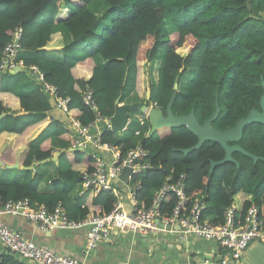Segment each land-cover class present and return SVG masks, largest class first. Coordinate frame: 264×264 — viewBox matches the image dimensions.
<instances>
[{
    "label": "trees",
    "instance_id": "1",
    "mask_svg": "<svg viewBox=\"0 0 264 264\" xmlns=\"http://www.w3.org/2000/svg\"><path fill=\"white\" fill-rule=\"evenodd\" d=\"M93 1L0 0V63L14 28L22 27L19 59L26 67H37L44 80L56 87L59 97H70L66 117L82 124L94 120L93 112L82 102L87 89L93 91L104 118L113 115L117 100L124 105L144 101L134 100L144 88L139 67L156 62L159 69L155 64L153 71L154 75L157 72V81L153 78L148 102L164 110L177 81L172 105L175 116L194 110L202 124L213 115L217 101L220 114L212 127L224 131L258 107L263 93L260 77L264 81V0H103L106 9L101 17L91 12ZM103 20L109 22V28L97 32ZM55 26L67 30L72 41L55 36ZM51 49L62 51V62L48 59ZM179 49L187 53L181 55ZM97 56L106 60L103 69L95 64ZM26 74L32 75L25 69L13 74L0 71V139L11 136L16 141L15 147H6L0 153V161L23 170L21 184H0V198H28L44 205L48 212L60 204L75 221L108 215L117 203L113 193L100 192L87 202L85 195L73 196L82 172L93 170L94 157L101 153L92 148L71 150L74 134L70 124L49 117L56 104L40 86L25 96H15L14 89ZM21 112L24 114L16 116ZM135 114L132 111L129 116ZM137 130L140 134L134 135ZM149 131L147 122L142 128L134 122L126 132L107 130L102 134L104 143L122 152L138 144L149 151V161L155 168L134 179L141 184L137 192L141 208L150 206L155 192L173 173L186 175L189 206L204 197V216L213 225L223 224L226 209L239 193L249 198L242 210L254 204L264 214L263 162L253 163L234 153L239 168L227 163L216 167L209 177V160L220 161L224 156L218 144L205 142L185 156L173 149H188L197 142L186 128H162L151 135ZM48 132L55 141L44 138ZM238 145L264 157V126H246ZM56 150L60 152L59 166L48 190L41 193L43 174L33 169L49 163ZM175 204V197L167 196L161 214L169 215ZM7 252L0 250V264H22L18 256Z\"/></svg>",
    "mask_w": 264,
    "mask_h": 264
},
{
    "label": "built area",
    "instance_id": "2",
    "mask_svg": "<svg viewBox=\"0 0 264 264\" xmlns=\"http://www.w3.org/2000/svg\"><path fill=\"white\" fill-rule=\"evenodd\" d=\"M22 38L23 28L20 26L14 28L2 53L0 71H13L16 68L27 70L38 80L42 91L54 99L56 107L68 115L70 97H59L56 87L44 80L43 74L37 67H26L24 62L19 59L22 52ZM82 102L93 112L94 120L82 124L78 119L69 116L70 128L74 134L70 148L73 151H84L92 148L99 153H107L109 157L108 160L99 156L94 157L95 168L91 171L82 172L78 187L81 189L82 196L85 195L86 198L90 195L96 196L100 192L113 193L117 197L115 207L106 216H87L83 220L75 221L68 218L65 209L60 204H57L53 211L48 212L44 205L31 202L28 198L7 201L0 198V216H21L28 224L43 232L56 229L68 231L85 229L86 254L95 250L100 243L108 242L112 231L136 236L164 231L157 224V220L165 226H178L185 235L216 243L218 247L228 251L235 261L242 257L251 243L264 242V214H261L254 204H251L246 210H242L244 201L240 204L233 202L224 213L223 224L213 225L204 216L206 203L203 196L197 198L191 206L188 205L185 192V174L174 176L171 173L164 184L155 192L150 206L145 209L141 208L137 200V192L141 189V184L139 180L134 179L145 171L155 168L149 161V151L138 144L134 148L122 152L117 146L104 143L102 141L104 132L102 125L109 126L112 116L104 118L100 114L91 89L86 90ZM152 107L157 106L149 102L144 114L136 111L138 114L133 117L128 116L126 125L121 132L128 131V127L134 122L139 128H142L147 122V113ZM108 131L111 130L108 129ZM139 134L140 130L135 131V135ZM147 135L148 132L145 136ZM124 168L131 169L127 176V183L120 179ZM118 183L126 187V196L132 204L130 211L123 208L124 195L115 187ZM169 195L175 197L176 204L169 215H162L160 207ZM0 245L9 253L33 264H83L77 258L65 257L36 245L31 240L26 239L19 231L12 230L1 221ZM204 262L209 263V260L205 259Z\"/></svg>",
    "mask_w": 264,
    "mask_h": 264
},
{
    "label": "crops",
    "instance_id": "3",
    "mask_svg": "<svg viewBox=\"0 0 264 264\" xmlns=\"http://www.w3.org/2000/svg\"><path fill=\"white\" fill-rule=\"evenodd\" d=\"M106 9V4L103 0H95L90 6L91 12L96 17H101ZM108 22L103 20L97 29V32L107 29ZM53 34L63 38L65 42H71L72 36L62 26H55ZM48 59L55 62L63 61L62 51L59 49H51L47 52ZM95 64L103 69L106 65V60L97 56ZM157 64V71L159 64ZM157 75V74H156ZM146 83L145 78L142 80ZM40 86L34 75L26 74L22 82L14 89V94L17 97L25 96ZM142 88V90L145 89ZM144 92V91H143ZM145 94H147L145 92ZM142 93L136 94L134 97L137 101H141ZM145 96V95H144ZM143 102V101H142ZM138 102V103H142ZM54 108V107H53ZM49 111V117L58 120L68 125L70 117H66L57 107ZM105 126L102 125V130ZM44 138L54 140L48 132ZM55 141V140H54ZM16 141L14 137L7 136L0 139V153L6 147H15ZM59 152L56 150L55 153ZM103 155L100 158L108 160L107 153L100 152ZM107 155V156H106ZM97 156V157H98ZM105 157V158H104ZM50 161V160H48ZM41 164V163H40ZM36 164L33 172L42 173L43 181L39 187V192L45 193L48 190V184L54 179L56 169L59 166L58 158L56 161H50L44 165ZM16 166V165H15ZM13 166V167H15ZM23 181L22 168L8 167L0 161V184H21ZM119 185V183H118ZM123 193V208L130 211L132 204L126 196V187L120 189ZM74 197H81V189L78 187L73 193ZM91 197V195L89 196ZM89 197H85L87 202ZM94 197V196H92ZM244 193L237 194L235 203H241L247 199ZM0 221L19 231L26 239L31 240L36 245L50 249L62 256L73 257L82 261L83 264H264V242H253L244 251L242 257L235 261L230 253L216 245L214 242L205 241L191 235L183 234L177 226H173L171 230L162 231L156 234H148L143 236L125 235L117 231H112L110 240L105 243H100L95 250L86 254V230L77 229L74 231L56 229L49 232H43L28 224L21 216L2 215ZM32 226V227H31ZM0 250L3 247L0 246ZM215 251V253H212ZM208 259L209 263L204 260ZM22 264H33L30 261H23Z\"/></svg>",
    "mask_w": 264,
    "mask_h": 264
},
{
    "label": "water",
    "instance_id": "4",
    "mask_svg": "<svg viewBox=\"0 0 264 264\" xmlns=\"http://www.w3.org/2000/svg\"><path fill=\"white\" fill-rule=\"evenodd\" d=\"M20 70L19 68L10 71V73H14L15 71ZM261 86L263 88V95L260 98V112L252 109L249 114L237 121L235 126L231 129H227L224 131H219L212 127V123L218 118L220 114V108L218 106L217 101L215 102V109L213 115L206 119L202 124L198 122L195 117L194 110H191L187 115H179L175 116L172 112V105L178 90L177 81L173 87V93L165 107V109H161L158 107H152L149 109L147 113V122L150 127L149 134H153L155 131L160 130L162 128H180L184 127L190 132L196 139L197 142L188 149H179L174 152H179L183 155H188L192 151L198 150L203 143L205 142H213L218 144L224 152V156L220 161L209 160L210 168H209V177L213 173V170L221 165L230 163L239 167V164L236 160L233 159L232 155L234 153H240L248 158H250L253 163L258 161L264 163V158L258 157L250 154L249 152L242 149L238 143L242 139L243 130L246 126L251 124H261L264 126V81L261 77ZM151 91L148 89L145 100L142 103H134L132 105L128 104H119V100L116 101L115 111L110 119V125L104 128V131L110 129L113 132H121L126 125L129 113L132 111H137L141 114H144L147 110L148 100L150 99ZM24 112L16 114V116L22 115ZM2 116H0L1 118ZM60 152H57L52 156L49 160L56 161L59 157ZM47 161V160H46ZM45 162V161H44ZM42 162V163H44ZM18 166L12 167L13 169ZM131 169L124 168L122 170L120 179L127 183V176L129 175ZM157 224L165 229V231L171 230L173 227L162 224L159 220L156 221ZM178 227V226H177ZM180 230V228L178 227Z\"/></svg>",
    "mask_w": 264,
    "mask_h": 264
},
{
    "label": "rangeland",
    "instance_id": "5",
    "mask_svg": "<svg viewBox=\"0 0 264 264\" xmlns=\"http://www.w3.org/2000/svg\"><path fill=\"white\" fill-rule=\"evenodd\" d=\"M107 28H109V22H108ZM177 53H179L181 55H185L187 52H186L185 49H179V50H177ZM154 67H155L154 63L142 64V66L139 67L140 73L142 72V79L144 80V78H145V81H146V83L144 84L146 86H145V89L143 90L144 92L142 93L141 100H145L146 94H144V93L145 92L147 93L148 89L150 90V88L152 86V83L155 82L153 78H155L156 81H157V76L154 75V71H153ZM156 74H157V72H156ZM131 102H134L132 98H131ZM130 128H131V126L128 127V129H130ZM134 135H135V133H134ZM116 136L119 137V138H121V136H123V138H121V139L126 138V135H123L121 133L120 134L116 133ZM115 187L118 190H120L122 188V186L118 185V184H116ZM236 197H237V195L234 197V202H236L235 201Z\"/></svg>",
    "mask_w": 264,
    "mask_h": 264
},
{
    "label": "flooded vegetation",
    "instance_id": "6",
    "mask_svg": "<svg viewBox=\"0 0 264 264\" xmlns=\"http://www.w3.org/2000/svg\"><path fill=\"white\" fill-rule=\"evenodd\" d=\"M260 79H261V77H260ZM261 87H262V86H261ZM262 95H263V93H262ZM262 95H261V96H262ZM261 96H260V98H261ZM260 98H259V102H260ZM252 109H254V110L258 111V112L261 111V110H260V105H258L257 108H251V110H252ZM251 110H250V111H251ZM250 111H249V112H250ZM248 114H249V113H248ZM248 114H247V115H248ZM247 115H246V116H247ZM238 144H239V143H238ZM252 155H253V154H252ZM255 156H256V155H255ZM232 157H233V155H232ZM258 157H260V156H258ZM262 158H264V157H262ZM238 168H239V167H238Z\"/></svg>",
    "mask_w": 264,
    "mask_h": 264
},
{
    "label": "bare ground",
    "instance_id": "7",
    "mask_svg": "<svg viewBox=\"0 0 264 264\" xmlns=\"http://www.w3.org/2000/svg\"><path fill=\"white\" fill-rule=\"evenodd\" d=\"M2 58V57H1ZM13 74V73H12ZM175 84V83H174ZM89 149V148H88ZM87 149V150H88ZM97 153V152H96ZM99 153V152H98ZM94 154V153H93ZM100 155V154H99ZM102 155V154H101ZM107 156V155H106ZM100 157V156H99ZM105 158V157H104ZM103 159V158H102ZM108 159V158H107ZM223 218H224V216H223ZM32 227V226H31ZM12 229V228H11ZM258 242V241H257ZM1 246V245H0ZM8 253V252H7ZM11 255V254H10Z\"/></svg>",
    "mask_w": 264,
    "mask_h": 264
},
{
    "label": "clouds",
    "instance_id": "8",
    "mask_svg": "<svg viewBox=\"0 0 264 264\" xmlns=\"http://www.w3.org/2000/svg\"><path fill=\"white\" fill-rule=\"evenodd\" d=\"M21 70V69H20ZM147 91V90H146ZM149 103V102H148Z\"/></svg>",
    "mask_w": 264,
    "mask_h": 264
}]
</instances>
